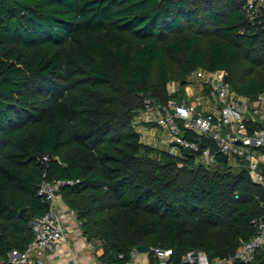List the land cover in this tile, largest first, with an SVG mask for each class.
Returning a JSON list of instances; mask_svg holds the SVG:
<instances>
[{
    "label": "trees",
    "instance_id": "1",
    "mask_svg": "<svg viewBox=\"0 0 264 264\" xmlns=\"http://www.w3.org/2000/svg\"><path fill=\"white\" fill-rule=\"evenodd\" d=\"M245 1L0 0V264L33 240L46 178L78 180L60 194L104 264H127L141 244L172 249V264L189 250L227 258L258 233L264 183L248 161L219 153L209 165L136 128L146 99L181 101L199 68L225 70L237 95L264 93V29L241 13ZM236 264H264V247Z\"/></svg>",
    "mask_w": 264,
    "mask_h": 264
},
{
    "label": "built area",
    "instance_id": "2",
    "mask_svg": "<svg viewBox=\"0 0 264 264\" xmlns=\"http://www.w3.org/2000/svg\"><path fill=\"white\" fill-rule=\"evenodd\" d=\"M241 13L251 26L264 29V0H246L241 7ZM226 77L225 70L196 69L190 75L195 91L192 98L186 90L187 96L181 101L173 98L165 104L146 99L145 107L137 115L136 122L156 123L170 135L171 142L198 151L199 160L206 164H215L219 153L229 158L246 160L255 181L264 183V176L259 171L262 162L255 150L264 146V93L254 100L237 95ZM181 123L190 130L212 138L218 146L216 151L211 147L201 149L199 143L185 139ZM258 123H262L263 127L255 128ZM48 160L47 155L41 158L45 163ZM77 182L78 180L59 178H46L41 182L38 193L49 203V208L31 221L33 240L24 250L13 249L9 253L10 264H50L42 255L67 239L62 216L55 209L57 191ZM254 223L258 227V233L250 240L242 242L234 256L211 260L205 251L189 250L183 256L184 264L251 262L256 251L264 247V217L255 219ZM150 252L154 254L155 264H172V249L155 248ZM139 255L135 249L127 264H137ZM145 264H151L150 259Z\"/></svg>",
    "mask_w": 264,
    "mask_h": 264
},
{
    "label": "crops",
    "instance_id": "3",
    "mask_svg": "<svg viewBox=\"0 0 264 264\" xmlns=\"http://www.w3.org/2000/svg\"><path fill=\"white\" fill-rule=\"evenodd\" d=\"M178 88L179 86L175 84L174 89L177 90ZM136 128L142 139L143 134L156 137L158 143H152L153 145L159 144L157 146L167 147L169 145L167 141H171L170 135L158 125L136 122ZM144 141L149 143L148 140ZM258 156L263 163L264 154L258 153ZM55 209L62 216L67 239L59 242L53 249L46 251L42 258L50 264H104L99 258L103 254V248L96 247L94 242L86 238L76 212L69 208L61 194L57 197ZM148 260L149 254L144 255V257L139 255L137 264H145Z\"/></svg>",
    "mask_w": 264,
    "mask_h": 264
},
{
    "label": "rangeland",
    "instance_id": "4",
    "mask_svg": "<svg viewBox=\"0 0 264 264\" xmlns=\"http://www.w3.org/2000/svg\"><path fill=\"white\" fill-rule=\"evenodd\" d=\"M174 87H175V84L172 82V83L169 85V90H170V91H174V90H175ZM186 90L189 91L190 96H191V98H192V97H193L192 95L195 94V91H194V89H193L191 83L187 85ZM151 125H156V124L153 123V124H151ZM167 134H168V133H167ZM143 140H148V142L151 143V144H152V143H158V141H156V137L153 138V137L147 136L146 134H143ZM167 143L170 144L171 141L168 140ZM157 145H159V144H157ZM166 145H167V144H166ZM94 243H95L96 247L100 248V244H99V242H96V241H95ZM144 255L146 256L147 254H145V253L140 254L141 257H144Z\"/></svg>",
    "mask_w": 264,
    "mask_h": 264
},
{
    "label": "water",
    "instance_id": "5",
    "mask_svg": "<svg viewBox=\"0 0 264 264\" xmlns=\"http://www.w3.org/2000/svg\"><path fill=\"white\" fill-rule=\"evenodd\" d=\"M57 194H60V191H57ZM29 210V208H23L20 210V214L24 215L27 211ZM137 252L140 254H148L151 251V248L145 244H141L136 248ZM105 264H118V263H105Z\"/></svg>",
    "mask_w": 264,
    "mask_h": 264
}]
</instances>
